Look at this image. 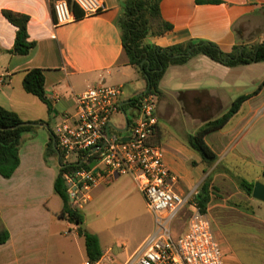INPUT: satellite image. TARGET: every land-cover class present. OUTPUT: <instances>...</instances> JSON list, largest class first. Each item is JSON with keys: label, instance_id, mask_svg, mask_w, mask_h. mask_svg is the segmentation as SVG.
<instances>
[{"label": "crops", "instance_id": "obj_1", "mask_svg": "<svg viewBox=\"0 0 264 264\" xmlns=\"http://www.w3.org/2000/svg\"><path fill=\"white\" fill-rule=\"evenodd\" d=\"M102 1L107 7L105 11L55 26L51 0H0V107L16 112L27 123L41 120L50 123L54 120L56 124L65 112L74 111L75 96L88 88L100 84L122 87L121 113L116 115L122 116V124H116V128L117 131H127L122 105L130 124L136 115V108L130 105V99L140 95L146 83L129 64L123 46L118 27L123 0ZM221 1L220 4H198L196 0H163L161 14L166 22L173 25V30L163 36H151L147 42L167 48L188 41L206 40L214 42L226 53L232 52L236 45L245 46L237 27L246 23L251 16L264 12V0ZM3 10L30 17V40L37 44L30 56L11 53L17 28L3 16ZM238 67L230 68L199 55L187 64L171 66L161 81L157 113L159 125L166 133L161 147L166 166L178 177L174 190L179 194L194 191L203 185L206 175H210L212 169L207 171V165L199 153L191 148L188 138L213 119L218 107H228L226 93H220L227 87L220 85L229 84L230 70ZM35 68L44 71L47 98L54 109L52 113L38 97L24 90L25 74ZM135 79L142 81L143 85L131 94L126 85ZM41 104L45 106V111ZM126 107L130 108V113ZM35 126L42 131L35 130L24 135L20 149L21 164L14 175L9 179L0 175V234L4 231L9 233L7 242L0 245V264H83L88 259L85 240L77 229L79 226L59 217L63 201L55 193L54 185L61 166L57 152L53 154L47 151L50 126ZM212 134L207 137L208 145L218 156L219 153L229 155V187L232 186V178L237 180L240 193H245L241 187L242 180L254 185L256 182L264 183V138L260 139L258 135L255 146L244 145L238 150V144L247 132L239 139H236V133L225 138L215 137L212 139L214 147L224 142L219 152L208 142ZM193 163H196L200 174L197 179L192 177L193 180L187 182L182 171L189 165L194 166ZM121 179L133 182L138 188L133 177L128 175L100 182L91 190L89 202L82 209L84 218L86 209ZM212 187L211 184L209 190ZM249 200V209L229 208L225 217L224 214L214 213L224 217L229 227L233 225L229 228L226 247L215 235L212 225L226 264H249L260 253L264 264V203L253 197ZM147 209L151 217L146 221L133 252H126L124 245L104 248L99 234L88 230L86 223L85 230L98 236L103 253L113 251L118 264H122L144 247L155 230L154 217L148 204ZM209 212L208 209L206 214ZM187 228L188 225L180 234L185 233ZM233 238L242 250H246V257L235 249ZM75 246L77 252L74 251ZM75 255L78 260H73ZM124 256L126 259L121 261Z\"/></svg>", "mask_w": 264, "mask_h": 264}, {"label": "built area", "instance_id": "obj_2", "mask_svg": "<svg viewBox=\"0 0 264 264\" xmlns=\"http://www.w3.org/2000/svg\"><path fill=\"white\" fill-rule=\"evenodd\" d=\"M72 1L84 16L107 9L102 0ZM53 12L55 26L77 18L67 0H56ZM123 95L122 87L92 86L75 96L74 111L65 112L55 124L53 137L60 162L71 168L64 174L71 206L82 211L100 182L131 176L153 214L155 230L144 247L122 264H226L211 220L198 205L196 189L184 195L174 190L178 177L166 166L161 145L151 143L159 125V96L144 94L133 121L121 133L112 118L121 113ZM188 205L192 212L187 231L176 235L173 225ZM83 264H118V258L108 250L97 261Z\"/></svg>", "mask_w": 264, "mask_h": 264}, {"label": "trees", "instance_id": "obj_3", "mask_svg": "<svg viewBox=\"0 0 264 264\" xmlns=\"http://www.w3.org/2000/svg\"><path fill=\"white\" fill-rule=\"evenodd\" d=\"M53 3L56 0H51ZM77 18L84 17L83 11L72 1L67 0ZM163 0H123L121 2V16L118 20V27L122 34L123 46L129 59V64L135 68L141 78L145 81V90L138 96L130 99V105L137 107L140 98L146 93L161 95L160 84L167 70L171 66L187 64L192 58L199 55L209 57L215 62L227 67L250 65L264 62V43L253 47L236 45L233 51L226 53L211 41L199 40L188 41L176 44L167 48L159 47L147 42L151 36H163L173 30V25L166 22L161 14V2ZM198 4L210 3L220 4L221 0H196ZM3 16L17 28L16 39L12 54L19 56H30L37 44L30 40L29 22L30 17L24 13L11 10H3ZM264 81L258 90L252 94L238 97L231 107L218 118L204 123L198 131L188 138V143L202 158L207 167L214 165L218 159V154L208 145L207 137L224 128L234 116H236L243 104L258 95L263 89ZM24 90L38 97L48 107L49 113L54 112L52 103L47 98L45 88V75L42 69H31L26 72L23 80ZM14 111L0 107V175L6 179L11 178L21 164L20 149L23 137L26 133L36 130L35 124H47L49 121H38L29 125ZM47 146L49 153L56 154L53 144V130ZM166 138V133L160 125H157L155 134L151 138V143L161 145ZM56 146V145H55ZM63 165V162L62 164ZM195 166L196 163H193ZM207 168V171H208ZM71 168L61 166L58 177L55 181V193L62 199L63 208L59 214L71 224L79 226L85 223L82 211L74 209L69 201L68 185L64 174ZM264 176V170H263ZM211 178L204 181L201 193L196 200L201 210L206 213L211 200L210 195ZM241 187L245 193L252 197L254 184L246 180L241 181ZM79 233L85 240L87 259L97 261L103 255L100 241L97 235L78 227ZM9 233L4 231L0 234V245L7 242Z\"/></svg>", "mask_w": 264, "mask_h": 264}, {"label": "rangeland", "instance_id": "obj_4", "mask_svg": "<svg viewBox=\"0 0 264 264\" xmlns=\"http://www.w3.org/2000/svg\"><path fill=\"white\" fill-rule=\"evenodd\" d=\"M237 30L240 31L239 36L242 35L245 46L253 47L264 43V12L251 16L246 23L244 22L241 26L237 27ZM230 71L229 84L226 86H224L225 84L223 86L220 85V87L227 88L221 92L219 91L221 94L226 93V106L228 107L226 109L218 107L213 119L221 117L238 97L256 92L264 81V63L240 66ZM127 83V90L131 94H133L134 89H139L143 85L142 81L136 79L133 82L128 81ZM41 107L45 111L43 104H41ZM126 110L130 113L129 107H126ZM121 119L122 116H114L112 121L117 125H121ZM50 128L54 130V120L50 122ZM36 131L42 130L36 128ZM246 132L247 134L243 137L240 144H238V150L244 145L255 146L259 138H264V86L260 94L243 104L240 112L232 118L227 126L213 132L212 136L208 138V142L214 149L217 148L215 150L220 152L222 147H224V142L214 147L212 139L215 137L225 138L231 133H236V139H239ZM258 135H260L259 138ZM219 156L221 160L208 168L209 170L212 169L209 176L213 185L210 190L211 203L208 204V209L210 210L208 217L212 222L215 235L224 242V246L226 247V242H229V228L233 225L229 227L228 221L223 218L226 212L229 211V208L249 209V199L251 197L242 191L240 193V187L234 178H232V186L229 187V161L227 160L229 155L227 153H219ZM182 172L187 182L192 181V177L197 179L200 174L197 167L192 165H189V168ZM209 176L206 175V177ZM125 180H118L96 199L94 204L92 203L86 209L85 223L88 230L99 234L104 248L114 245H124L126 252H133L137 246L138 239L143 233L144 225L151 216L141 191L133 182ZM201 187L196 188L198 195L201 193ZM191 210V205L186 206L175 221L173 228L176 235L180 234L187 227ZM214 213L224 214V217H218ZM233 244L235 249L240 252V255L246 257V250H242L239 243L234 241V238ZM76 250L75 246L74 251ZM77 258L78 256L75 255L73 260H78ZM125 259L126 257L124 256L121 261ZM262 260L263 258L260 253L249 264H262Z\"/></svg>", "mask_w": 264, "mask_h": 264}, {"label": "water", "instance_id": "obj_5", "mask_svg": "<svg viewBox=\"0 0 264 264\" xmlns=\"http://www.w3.org/2000/svg\"><path fill=\"white\" fill-rule=\"evenodd\" d=\"M122 112L124 113L125 117H126V121H127V127L129 126V119H128V115L127 113L125 112V110L123 109V105H122ZM30 123H24L22 125H29ZM47 127V126H46ZM119 132H124L126 131V129H118ZM125 140H128L127 138H125ZM53 144H54V147H55V150L58 154V150L56 148V139L55 137H53ZM58 162H59V165H61V162H60V156L58 154ZM95 165V163H92V167ZM252 197L262 203H264V183L262 182H256L255 185H254V189H253V193H252ZM79 227H81L82 229H86V225L85 223H82L79 225Z\"/></svg>", "mask_w": 264, "mask_h": 264}]
</instances>
